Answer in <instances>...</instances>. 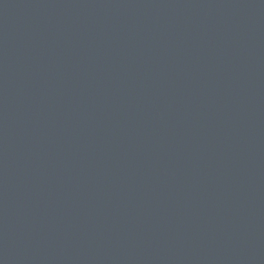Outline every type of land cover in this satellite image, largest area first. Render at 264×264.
<instances>
[{"label":"water","instance_id":"1","mask_svg":"<svg viewBox=\"0 0 264 264\" xmlns=\"http://www.w3.org/2000/svg\"><path fill=\"white\" fill-rule=\"evenodd\" d=\"M0 264H264V0H0Z\"/></svg>","mask_w":264,"mask_h":264}]
</instances>
